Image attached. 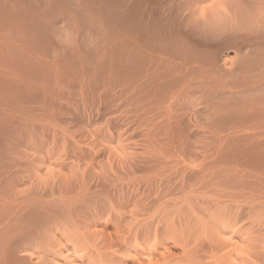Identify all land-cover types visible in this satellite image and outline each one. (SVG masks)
Returning <instances> with one entry per match:
<instances>
[{"label":"bare ground","instance_id":"bare-ground-1","mask_svg":"<svg viewBox=\"0 0 264 264\" xmlns=\"http://www.w3.org/2000/svg\"><path fill=\"white\" fill-rule=\"evenodd\" d=\"M0 264H264V0H0Z\"/></svg>","mask_w":264,"mask_h":264}]
</instances>
